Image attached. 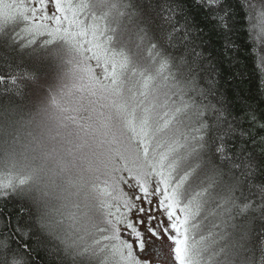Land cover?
<instances>
[{
	"label": "snow or ice",
	"instance_id": "obj_1",
	"mask_svg": "<svg viewBox=\"0 0 264 264\" xmlns=\"http://www.w3.org/2000/svg\"><path fill=\"white\" fill-rule=\"evenodd\" d=\"M194 3L218 35L227 37L233 30L230 0ZM131 7L120 0H0V36L22 52L31 48L28 57L45 75L56 69V86L48 88L45 101L58 128L67 130L59 148L45 154L55 159V167L47 170L48 183L42 188L35 183L36 169L18 170L14 161L3 164L0 201L11 205L9 223L12 211L21 218L26 215V223L17 220L15 233L35 237L48 255L62 253L61 259L70 264H152L143 258L146 244L165 238L171 264H235L237 257L242 264H257L252 234L259 222V264H264V181L257 183L264 168L243 144L239 151H230L237 138V118L229 119L227 107L209 99L217 95L215 81L208 78L205 87L197 86L198 71H215V66L202 64L197 51L203 29L187 19L173 23L176 11H183L179 5L162 9L171 27L169 46L178 44L188 54L180 60L185 83L208 103L188 95L172 72L171 58L158 51L156 43L148 48L147 63L126 47L119 25L126 14L130 22L137 15L123 11ZM138 7L143 13L140 22L150 25L155 36L160 24L154 9L143 3ZM242 7H249L246 0ZM260 20L264 35V11ZM141 31L147 35L146 29ZM11 67L0 72V85L6 90L14 87L19 95L18 79L36 77L26 70L13 75ZM31 96L32 102L39 101L40 89ZM24 107L10 101L0 117L8 119ZM249 115L256 124V115ZM245 134L241 130L239 138ZM153 197L158 198L155 208ZM52 200L61 201V208L70 204L77 210L67 216V227L64 213L50 207ZM212 204L209 215L220 223L209 228L205 212ZM154 211L163 213L166 225ZM53 213L61 218L54 219ZM130 213L137 216L135 221ZM4 215L0 207V218ZM121 225L131 240L122 238ZM228 236L230 242L219 246ZM32 250L28 243L20 251L0 241V264H30ZM151 251L157 259L163 254L160 248ZM247 253L252 255L245 259Z\"/></svg>",
	"mask_w": 264,
	"mask_h": 264
},
{
	"label": "trees",
	"instance_id": "obj_2",
	"mask_svg": "<svg viewBox=\"0 0 264 264\" xmlns=\"http://www.w3.org/2000/svg\"><path fill=\"white\" fill-rule=\"evenodd\" d=\"M120 2L133 6L123 9V11L129 14H137L133 16L131 22L127 14L120 20L119 27L125 33L126 47L131 49L137 60L141 63H147L148 48L151 43H156L158 45L157 50L162 51L165 56L171 58L172 72L176 74L177 79L180 80L188 95L196 98L198 103H208L209 100L200 97L197 91L191 90V84L185 83L187 79L186 70L181 66L180 60L182 56L187 57L188 54L178 44L169 46L168 36L171 33V27L164 20L165 13L162 9L167 8L168 5L173 7L179 5V8L183 11L177 10L172 22H178L179 25L183 24L187 19L194 27L203 29V33L199 36L198 43L200 47L197 48V51L202 53V64L205 67L209 64L215 66V71L211 73L198 71L196 75L197 86L205 87L208 78L215 81L214 91L217 95L209 97V99L212 103H217L218 100L221 101L227 107L228 113H230L229 119L232 117L237 118V138L232 140L230 151H239L240 146L243 144L244 151L246 153L254 152L257 158L256 162L264 168V139H262L264 138V128L258 126L259 124H264V35L260 32V13L264 11V0H246L249 6L247 8L242 7L245 0H230L234 11L231 22L233 30L227 37L218 35L217 32L213 31V25L208 23L203 12L197 9L194 0H120ZM141 3L151 5L154 9L153 16L156 17L157 23L160 24V29L155 36H153L150 25L140 22L143 18V13L138 5ZM169 15L171 14L169 13ZM23 27L24 25H20V28ZM141 29L147 30L146 36ZM22 35L25 38L30 36L27 32H22ZM141 37H143V40ZM225 39L228 41L227 48H225ZM30 51L31 48L22 52L17 45L9 46L5 39L0 36V72L7 71L8 65L11 64L13 75L23 73L26 70L36 77L35 80L18 79L19 95L16 94L14 87L11 90H6L4 86L0 85V110L8 106L10 101L14 105H23L25 107L34 103L32 102L34 98L31 93L37 88L40 89L39 101L48 97V91L45 94L43 89H46L47 82L50 83L53 80L54 77L50 78L49 81H47V78L52 76L56 69L50 68L47 75H45V72L40 70L38 63L28 57L27 53ZM188 58L190 59V57ZM41 85L43 87H40ZM250 113L256 115V124L251 122ZM75 127V125H70L72 129H75ZM62 130L64 132L67 131L65 129ZM241 130L246 133L243 138H239ZM253 140L256 141L255 146H253ZM227 166L230 167V164ZM0 167L3 168V164H0ZM224 179L227 180L228 177L225 176ZM261 181H264V172L258 173L257 183ZM59 203L61 202H52L50 207L55 209ZM0 207L5 208V215L0 218V241L7 242L11 248L19 249L20 251H23V245L28 243L33 249L30 264H70V261L61 259L62 253L59 255H48L44 248L36 244L35 237L25 239L18 236L14 231L17 220L19 219L23 224L27 222L28 217L25 215L21 218L18 212L12 211L11 222L9 223L8 213L11 210V205H5L4 202L0 201ZM16 207L19 208V205H16ZM212 208H215V204L210 205L209 210L205 212V215L210 218L208 219L209 228H211L213 222L216 224L220 223L219 218L209 215V211ZM68 215L69 213H64L65 223L63 227H67L71 223L67 219ZM53 218L60 219L61 217L53 213ZM212 231L219 232L220 229H212ZM232 231L230 227L227 229V233ZM258 233L259 222L256 224V232L252 234L256 245L255 258L257 264L261 260L259 250L261 244L260 240L256 238ZM122 234V238L126 236V232H122ZM217 239L219 240V237ZM230 240L231 236H228L224 241H220L219 245L223 246L229 243ZM251 255L252 253L245 254V259ZM235 264H242L241 257L236 258Z\"/></svg>",
	"mask_w": 264,
	"mask_h": 264
},
{
	"label": "clouds",
	"instance_id": "obj_3",
	"mask_svg": "<svg viewBox=\"0 0 264 264\" xmlns=\"http://www.w3.org/2000/svg\"><path fill=\"white\" fill-rule=\"evenodd\" d=\"M64 134L45 100L18 110L8 119L0 117V164L14 161L18 170L36 169L35 183L42 188L48 183L47 170L55 167V159L45 154L59 148Z\"/></svg>",
	"mask_w": 264,
	"mask_h": 264
},
{
	"label": "rangeland",
	"instance_id": "obj_4",
	"mask_svg": "<svg viewBox=\"0 0 264 264\" xmlns=\"http://www.w3.org/2000/svg\"><path fill=\"white\" fill-rule=\"evenodd\" d=\"M3 2L4 3H12V2H14V0H3ZM29 2H30V0H29ZM53 10H54L53 7L51 5H49L47 11L49 13H51ZM24 27H26V26L24 25ZM28 38H30V36ZM43 39H44V37L37 36V40H43ZM55 72H56V70H54V73L52 74V76H50V77L47 78V81H49L50 78L52 79L54 77L53 80L50 81V83L47 82V84L45 86L46 89H43L45 94L48 91V88L49 87L55 88V86H56L57 81H56V73ZM43 90H42V92H43ZM48 94H47V96H48ZM43 99H44V97H43ZM0 171H6V169H4V167L3 168L0 167ZM123 187H124V190L126 192L129 191V189L127 188V186H123ZM152 199H153V207L155 208V206H156V204L158 202V198L153 197ZM52 202L53 203H57V201H55V200H52L51 201V204H52ZM58 202H61V201H58ZM61 203L57 204L56 208H59L62 213H69L70 214L72 212H76L77 211L75 208L71 207V205L68 206V207H66V208H61L60 207ZM144 206L147 207V205H144ZM83 210L84 209L82 208L81 209V212ZM129 215H130V219H132L133 221H135L137 219V216L135 215V213H130ZM153 215H155L157 217V220H163L164 224L165 225L167 224V219H166V217H164V215H163L162 212H156V211H154L153 212ZM144 219L146 220V216L144 217ZM208 219H210V218L208 217ZM153 223L155 224L156 221H154ZM121 231L122 232H126V236L123 237L124 239H128V240H131L132 239V237L129 235L128 230L125 229L123 225H121ZM167 244H168V241L166 240V238L163 239V240H160V241H155L154 244L153 243L146 244V249H148V252H147V255H145L143 258L144 259H151L152 260V264H171V260H170V256H169V249L166 246ZM153 247L160 248L162 250V253L163 254H162V256H161L160 259H157L156 253L151 251V249ZM222 258L223 257H220V259H222Z\"/></svg>",
	"mask_w": 264,
	"mask_h": 264
}]
</instances>
